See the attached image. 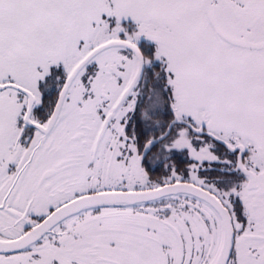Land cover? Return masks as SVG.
<instances>
[{
	"label": "snow or ice",
	"instance_id": "1",
	"mask_svg": "<svg viewBox=\"0 0 264 264\" xmlns=\"http://www.w3.org/2000/svg\"><path fill=\"white\" fill-rule=\"evenodd\" d=\"M0 264H264V0H0Z\"/></svg>",
	"mask_w": 264,
	"mask_h": 264
}]
</instances>
